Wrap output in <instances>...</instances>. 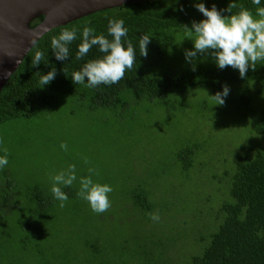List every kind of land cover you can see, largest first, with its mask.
Wrapping results in <instances>:
<instances>
[{"label": "rangeland", "instance_id": "1", "mask_svg": "<svg viewBox=\"0 0 264 264\" xmlns=\"http://www.w3.org/2000/svg\"><path fill=\"white\" fill-rule=\"evenodd\" d=\"M171 33L173 40L163 57L152 62L158 72L192 67L185 59V50L193 49L188 31L173 29ZM194 63L217 66L210 56L199 54ZM225 85L229 94L223 105H215L211 91L198 89L182 110L169 111L143 102L136 109L134 105L132 115V109L111 113L98 106L89 109L84 97L55 93L34 116L0 124V140L4 141L0 156L5 155L7 144L15 148H6L8 164L0 169V190L9 180L10 199L30 197L38 189L51 192L50 176L70 164L76 166L77 181L62 188L68 201L60 207L56 200L60 210H52L54 222L44 224L59 232L49 249L43 246L45 239L40 245L54 257L38 259L20 252L21 263L63 264V255L71 259L83 256L81 247L95 242L101 251L95 264H188L189 257L201 251L199 238L208 239L215 227L235 155L259 141L246 127L257 118L261 97L250 91L246 105L239 97V82L225 81ZM61 143L67 144L66 151ZM187 148L192 151L181 153L188 161L184 168L177 152ZM89 168L98 172L92 177L94 182L114 189L109 194L111 207L101 214L92 212L77 196L79 178L88 176ZM134 187L139 190L131 196ZM138 192L147 195L149 211L134 204ZM149 213H159L160 220L154 222ZM66 238H72L71 246L64 242ZM140 241L149 248H140ZM81 261L87 264V260ZM77 263L73 259L66 264ZM88 264H93L92 259Z\"/></svg>", "mask_w": 264, "mask_h": 264}, {"label": "trees", "instance_id": "2", "mask_svg": "<svg viewBox=\"0 0 264 264\" xmlns=\"http://www.w3.org/2000/svg\"><path fill=\"white\" fill-rule=\"evenodd\" d=\"M204 3L211 8L213 4L217 9H225L232 0H141L124 3L117 7L107 8L89 13L74 19L64 25L56 26L44 32L22 57L15 70L9 75L0 89V124L12 123L21 118H30L38 112L39 108L51 99L53 94L62 93L64 97L75 94L87 100V107L98 106L107 111H121L132 109L131 115L137 105L143 102H152L154 105L166 110H178L190 104V95L194 90L207 89L212 93L223 91L225 81H235L241 84L239 97L249 103L250 91L261 97L262 103L257 111V118L251 120L246 127L248 132L259 138L256 144L242 148L235 155L233 168L229 175L227 197L222 199L216 218L215 227L208 234V239L199 238L201 251L192 254L188 264H264V61H258L256 69L249 68L244 78L240 77L238 69L227 67L223 70L218 66L204 67L196 65L187 69H169L156 71L152 62L163 57L164 50L168 48L173 36L171 30L186 29L192 21L199 22L203 15L195 8V3ZM238 4L256 13L257 7H264V0L259 6L253 5L252 0H236ZM183 8V11L180 9ZM239 8L233 9V13ZM227 16L231 13L224 12ZM116 18L125 21L128 29L127 37L122 41L130 40L136 50V63L132 70L125 73V77L118 84L100 85L88 88L85 84L73 83L71 74L92 59L101 58L104 54L93 47L82 60L76 59L78 45L81 42L83 27L88 25L95 29V35H104L109 40L107 26L108 19ZM42 19L41 16L33 19L29 25L32 27ZM78 29L77 38L69 47V57L65 61L56 60L52 49L51 39L59 36L64 29ZM147 34L151 37L148 45V55L139 54V38ZM39 50L44 53V59L38 66L33 67L31 59ZM154 59L151 60V57ZM53 68L56 76L48 85L41 87L39 79ZM65 70V72H64ZM248 100V101H247ZM4 144L0 140V148ZM5 146L8 150H15L11 144ZM193 146H196L195 144ZM187 148L177 152L182 167L188 165L181 156L191 153ZM182 153V154H181ZM0 190V264H22L21 254L32 253L38 259L48 255L53 258V252H45L40 248L49 249L50 242L57 237L59 232L51 226L49 229L44 224L54 222L53 216L59 204L53 198L52 192L42 193L38 189L30 197L24 199H10L7 187ZM139 190L134 187L130 193L134 196ZM142 193V189L139 191ZM135 194L134 204L144 211H149L151 202L146 194ZM7 198V199H6ZM61 215V214H60ZM42 218V219H41ZM48 231L46 237L38 236L41 232ZM74 235V234H73ZM72 238H66L65 243L71 246ZM90 242V241H88ZM90 242L89 246L81 247L84 255L78 258H69L63 255V264L77 260L92 259L95 264L101 251L96 243ZM140 248L149 246L141 244ZM52 252V253H51ZM87 253V254H86ZM145 253V250L143 251ZM86 254V255H85ZM121 254H123L121 252ZM19 255V256H18ZM41 256V257H40Z\"/></svg>", "mask_w": 264, "mask_h": 264}, {"label": "clouds", "instance_id": "3", "mask_svg": "<svg viewBox=\"0 0 264 264\" xmlns=\"http://www.w3.org/2000/svg\"><path fill=\"white\" fill-rule=\"evenodd\" d=\"M253 5L259 6L261 0H252ZM195 8L203 15L204 19L199 22L192 21L191 28L185 25L193 42L192 50H185V59L192 63V70H195V61L199 56H210L219 69L227 67L238 69L240 77L244 78L251 68L256 69L258 61H264V7H257L255 16L253 12L232 0L225 9L218 10L213 4L211 8L204 3H195ZM239 11L233 13V9ZM183 11V8L180 9ZM228 12L230 15H223ZM258 17V18H257ZM123 19H108L107 32L112 37L109 40L104 35H95V29L88 25L83 27L81 42L78 45L76 54L77 60H82L95 46L104 55L98 59L88 60L78 71L71 74L74 84H85L88 88H96L100 85L111 86L118 84L124 79L125 73L132 70L136 63V50L130 40L122 41L127 37L128 29L124 26ZM9 30H14L8 25ZM78 29H64L59 36L51 39V49L58 61H65L69 57V45L76 40ZM151 37L143 34L139 38V54L143 57L148 55V45ZM33 45L35 42H31ZM44 59V53L37 50L31 59L33 67L38 66ZM65 72V70H64ZM56 70L53 68L47 74L41 75L39 84L41 87L48 85L55 79ZM229 94V88L223 86L222 92L210 96L215 105H223L225 97ZM60 147L67 150V144L61 143ZM4 156H0V169L8 164V152L4 149ZM85 163H88L85 158ZM89 175L79 178V190L77 196L86 201L92 212L101 214L111 207L109 194L114 190L108 184L94 182L93 175H98L95 168L88 169ZM51 192L55 200L60 201V207L65 206L69 197L62 188H70L77 181L76 166L70 164L66 170L51 175ZM150 219L154 222L160 220L159 213H149Z\"/></svg>", "mask_w": 264, "mask_h": 264}, {"label": "water", "instance_id": "4", "mask_svg": "<svg viewBox=\"0 0 264 264\" xmlns=\"http://www.w3.org/2000/svg\"><path fill=\"white\" fill-rule=\"evenodd\" d=\"M141 0H0V89L44 32L89 13ZM42 19L30 26L36 17ZM14 30H9L8 25Z\"/></svg>", "mask_w": 264, "mask_h": 264}]
</instances>
